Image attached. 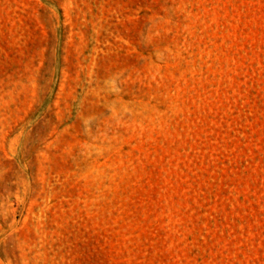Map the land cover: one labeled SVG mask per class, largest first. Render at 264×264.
I'll list each match as a JSON object with an SVG mask.
<instances>
[{"label":"rangeland","instance_id":"obj_1","mask_svg":"<svg viewBox=\"0 0 264 264\" xmlns=\"http://www.w3.org/2000/svg\"><path fill=\"white\" fill-rule=\"evenodd\" d=\"M0 264H264V0H0Z\"/></svg>","mask_w":264,"mask_h":264}]
</instances>
